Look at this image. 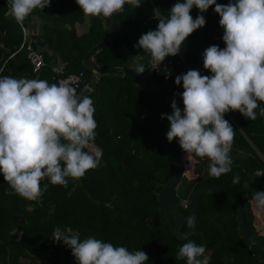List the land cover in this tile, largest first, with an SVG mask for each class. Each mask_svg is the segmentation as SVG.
I'll use <instances>...</instances> for the list:
<instances>
[{
  "label": "trees",
  "instance_id": "obj_1",
  "mask_svg": "<svg viewBox=\"0 0 264 264\" xmlns=\"http://www.w3.org/2000/svg\"><path fill=\"white\" fill-rule=\"evenodd\" d=\"M177 2L141 0L139 8L126 4L122 12L103 18L85 17L75 0H51L48 8L33 13L42 22L34 47L40 50L46 63L36 75L24 51L17 52L22 41L20 28L7 14V0H0V77L43 79L52 84L60 77L81 75L77 93L84 91L86 85L91 87L92 91L86 94L96 109L97 135L91 144L102 151L99 166L79 180L68 178L66 188L51 185L47 179L42 181L41 186L47 184V191L35 201L12 192L0 175V264H76L71 249L52 240L57 226L78 231L81 239L95 237L130 251H144L147 264H187L186 258L177 256L188 240L206 246L209 264H264V253L242 237L234 203L215 191L200 195L192 235L182 242L171 236L159 211L158 195L174 177L176 164L161 151L152 130L146 95L128 76L118 72L99 76L93 72L94 66L115 71L129 66L127 54L132 60L130 67L144 64L150 56L134 45L142 34L156 29L155 9L167 15ZM217 3L226 5L229 0ZM214 7L203 13L205 26L186 39L175 57L169 56L173 64L167 81L163 76L149 78L146 69L141 75L155 95L161 97L156 100V107L165 137L169 123L161 115L171 114L173 99L183 110L180 98L183 86L175 84L176 76L188 70L211 76L203 67V52L212 45L225 47L220 17ZM190 14L195 19L200 13L194 7ZM28 23L26 20L25 24ZM111 25H114L113 42L85 61L86 54L109 35ZM53 68L62 73L53 72ZM260 107L264 108V103ZM225 119L236 131L232 150L249 153L231 155V171L219 178L210 176L208 170L203 174L197 169L198 159L186 160L177 141L171 142L186 163L182 179L190 186L186 209L180 206L182 198L177 196L179 201L176 198L186 216L183 231L193 192L211 183L239 198L249 234L264 244V233H258L252 213L255 192L264 191V177L254 175L256 170H264V117L258 115L251 121L239 112L230 111ZM156 147L158 151L153 152ZM236 176L239 183L233 184ZM168 214L173 223L171 213Z\"/></svg>",
  "mask_w": 264,
  "mask_h": 264
},
{
  "label": "clouds",
  "instance_id": "obj_2",
  "mask_svg": "<svg viewBox=\"0 0 264 264\" xmlns=\"http://www.w3.org/2000/svg\"><path fill=\"white\" fill-rule=\"evenodd\" d=\"M85 17L111 18L126 4L139 8L141 0H75ZM51 0H7L8 15L24 28L25 21L39 24L34 11L48 8ZM214 7L219 15L225 45L209 46L203 52V67L211 76L188 70L175 78L182 83L183 110L175 99L167 119L166 139L176 140L186 160H208L209 175L219 178L231 171L232 146L236 131L225 114L239 112L254 121L264 117V0H178L167 15L159 8L153 12L158 20L155 30L142 34L135 48L146 52L153 64H162L166 57H175L186 39L206 24L203 13ZM200 14L195 19L191 10ZM27 30V29H25ZM138 57V55H137ZM139 58V57H138ZM53 72L59 71L53 68ZM145 66L136 63L134 73L142 75ZM258 110V111H257ZM95 106L87 94H78L67 80L49 84L43 79L0 77V175L12 192L35 201L51 185L68 186V178L79 180L96 169L102 151L85 149L95 141L97 121ZM255 177H264L256 170ZM239 176L232 183H239ZM256 208L264 211V191L253 196ZM192 228L194 221L187 219ZM53 241L71 249L76 264H147L144 251H130L95 237L81 239L71 228L53 231ZM206 246L188 240L179 248L178 259L187 264H209ZM203 257V259H200Z\"/></svg>",
  "mask_w": 264,
  "mask_h": 264
},
{
  "label": "water",
  "instance_id": "obj_3",
  "mask_svg": "<svg viewBox=\"0 0 264 264\" xmlns=\"http://www.w3.org/2000/svg\"><path fill=\"white\" fill-rule=\"evenodd\" d=\"M114 36H115L114 25H111L109 35L101 43L95 45L86 54L84 60L87 61L97 50L111 44L114 40ZM127 57H128L129 66L124 67L119 71L101 69L98 66H94L93 70L99 76L105 74H114L115 72H118V74L122 76H128L143 90V92L146 95L149 112H150L152 130L154 131V134L160 144L161 151L169 155L176 164V172L174 174V177L168 183H166V185L163 187V189L160 191L158 195L159 211L164 219V222L171 236H173L177 241L182 242L192 235L197 223L198 200L200 195L207 191H215L228 197L236 206L238 211L239 227L243 239L249 245L254 246L255 248L259 249L262 253H264V244L258 239L252 237L247 230L245 224V218H244V208L239 198L236 195H234L232 192H230L228 189L223 188L216 184H211V183L204 184L198 187L193 192L191 197V204H190V211L188 218L193 219L194 225L192 228H189L187 225L186 229L183 231L184 225L186 223V216L182 212V210L178 207V203L176 199V189L182 181L186 163L181 159V156L178 153V151L175 149V147H173V145L167 141L163 133V130L161 128V122L156 107V100H161V97L155 95L150 85L141 75H137L134 73V69L130 67V65L132 64V60L130 59L128 54ZM81 93L86 94L85 91H82ZM157 151H158V147L154 149V152ZM168 212L171 213L173 223H171L169 220Z\"/></svg>",
  "mask_w": 264,
  "mask_h": 264
},
{
  "label": "built area",
  "instance_id": "obj_4",
  "mask_svg": "<svg viewBox=\"0 0 264 264\" xmlns=\"http://www.w3.org/2000/svg\"><path fill=\"white\" fill-rule=\"evenodd\" d=\"M19 28L22 36V41L17 52L24 51L26 58L32 68V72L38 75L45 68L46 63L43 54L39 49L34 47V44L36 42L35 37L37 36V34L33 31L30 23L25 24L24 28H21V26H19ZM172 64L173 61L169 57H166L162 64H153L151 62V58L149 57L143 65L145 66L146 74L149 78L163 76L164 80L167 81L170 77L169 68L172 66ZM93 72L95 75H97L94 70ZM55 73L61 74L62 72L61 70H59ZM80 76L81 75H67L65 77H60L59 79H57V83L62 80H67L72 84V86L77 88L81 83ZM84 91L87 93L92 91V89L91 87L86 85ZM188 205L189 203L187 200H183L180 204V206L184 209H186Z\"/></svg>",
  "mask_w": 264,
  "mask_h": 264
},
{
  "label": "crops",
  "instance_id": "obj_5",
  "mask_svg": "<svg viewBox=\"0 0 264 264\" xmlns=\"http://www.w3.org/2000/svg\"><path fill=\"white\" fill-rule=\"evenodd\" d=\"M41 23H42L41 20H40L39 24L30 22L31 27H32V29L34 30V32L36 34H41V31H42L41 30ZM133 69H134V67H133ZM248 153H249L248 151H243V152L242 151H235V150L231 151V155L232 156L247 155ZM196 159H198V163L196 164L198 170H202V173H203L204 167H202V165H204V164H205V166L207 165V170H208V160H207V158H205V159L196 158ZM180 184H181V187L179 188V186H178L177 189H176L177 194H180V197L182 198L180 200V202H182L183 200H187L188 201L187 193L190 192V186H188L183 179H182V182ZM252 204H253L252 213H253V216L255 217V219L257 220L258 233H260V232L264 233V211H259L256 208L255 202H253Z\"/></svg>",
  "mask_w": 264,
  "mask_h": 264
},
{
  "label": "rangeland",
  "instance_id": "obj_6",
  "mask_svg": "<svg viewBox=\"0 0 264 264\" xmlns=\"http://www.w3.org/2000/svg\"><path fill=\"white\" fill-rule=\"evenodd\" d=\"M161 128H162V126H161ZM86 149H87L89 152H92V151H94L96 148H95V146H93L92 144H90ZM153 152H154V150H153ZM202 167H204L203 173H205V172L207 171V165L205 166V164H204V165H202ZM181 182H182V181H181ZM177 196H180V194H177V192H176V198H177L178 201H179L180 198L177 197ZM180 204H181V202H180ZM205 256L208 257V253H205ZM208 258H209V257H208ZM202 259H203V257H202Z\"/></svg>",
  "mask_w": 264,
  "mask_h": 264
}]
</instances>
